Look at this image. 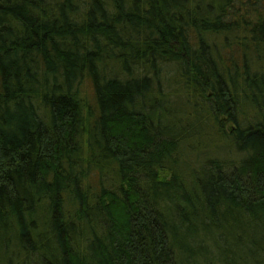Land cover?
Wrapping results in <instances>:
<instances>
[{"label": "trees", "instance_id": "trees-1", "mask_svg": "<svg viewBox=\"0 0 264 264\" xmlns=\"http://www.w3.org/2000/svg\"><path fill=\"white\" fill-rule=\"evenodd\" d=\"M171 83L194 120L170 115ZM205 113L232 157L190 158ZM248 230L264 0H0V264H241L264 254Z\"/></svg>", "mask_w": 264, "mask_h": 264}, {"label": "rangeland", "instance_id": "rangeland-1", "mask_svg": "<svg viewBox=\"0 0 264 264\" xmlns=\"http://www.w3.org/2000/svg\"><path fill=\"white\" fill-rule=\"evenodd\" d=\"M178 86L171 83V86H165V91L169 94V103L168 108L172 112L170 115H175L177 119H183L184 122L191 121L193 119V114L195 113L194 109L198 108L199 101L193 98L189 99L184 92L178 90ZM90 86L87 84L84 85V92L89 96V101L93 105L92 100V92ZM206 113L202 119V125L197 131L194 133L193 142L191 143V149L194 152H197V149H201L202 153L193 154L190 153V158L193 161H197V163H202L204 158L209 156L214 157H232L233 156V148L230 146V140L227 135H222L218 131L217 122L214 123V119L212 113H209L205 118ZM252 119V110L251 107L245 105L242 108V111L239 113L240 121H250ZM194 120V119H193ZM247 123V122H246ZM230 124H225V131L229 132L231 130ZM202 148H198V147ZM247 234L249 236L255 235L260 239L264 240V233L260 231L248 230ZM262 245H264V241H262ZM261 245V248L264 247ZM241 254H247V250L244 248H240L239 250ZM248 255V254H247ZM241 264H264V254L261 250H258L255 255H248V259L241 262Z\"/></svg>", "mask_w": 264, "mask_h": 264}]
</instances>
